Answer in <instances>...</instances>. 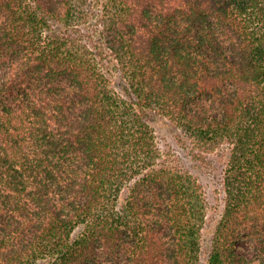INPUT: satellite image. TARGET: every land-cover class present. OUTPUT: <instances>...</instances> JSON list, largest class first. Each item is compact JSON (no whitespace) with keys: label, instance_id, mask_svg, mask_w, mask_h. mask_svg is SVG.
Listing matches in <instances>:
<instances>
[{"label":"trees","instance_id":"16d2710c","mask_svg":"<svg viewBox=\"0 0 264 264\" xmlns=\"http://www.w3.org/2000/svg\"><path fill=\"white\" fill-rule=\"evenodd\" d=\"M0 264H264V0H0Z\"/></svg>","mask_w":264,"mask_h":264},{"label":"rangeland","instance_id":"374dc122","mask_svg":"<svg viewBox=\"0 0 264 264\" xmlns=\"http://www.w3.org/2000/svg\"><path fill=\"white\" fill-rule=\"evenodd\" d=\"M153 126L156 128L159 142L164 149H167L177 155L178 160H180L185 167L192 168L193 164L189 162L186 148H184V146L180 143L178 131L175 130V128L166 120L156 119L153 122ZM211 172L206 174L205 177L200 178L202 183L205 185L207 198L210 203V220L204 237V248L206 252L209 249V239L214 231V226L221 209L222 199L219 169L215 168L214 171L212 170ZM238 252L248 259L253 258L255 254L249 241H241L238 245Z\"/></svg>","mask_w":264,"mask_h":264}]
</instances>
